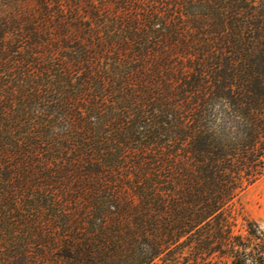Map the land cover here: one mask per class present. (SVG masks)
<instances>
[{"label": "rangeland", "instance_id": "374dc122", "mask_svg": "<svg viewBox=\"0 0 264 264\" xmlns=\"http://www.w3.org/2000/svg\"><path fill=\"white\" fill-rule=\"evenodd\" d=\"M234 28L264 46V0H0V264H228L218 225L264 233V150L210 74Z\"/></svg>", "mask_w": 264, "mask_h": 264}, {"label": "trees", "instance_id": "16d2710c", "mask_svg": "<svg viewBox=\"0 0 264 264\" xmlns=\"http://www.w3.org/2000/svg\"><path fill=\"white\" fill-rule=\"evenodd\" d=\"M232 31V40L227 41L231 45L221 47V50L225 49L229 54L212 53L209 64L212 63L214 67H211L210 74L216 86L227 84L228 80L229 82L235 81L233 86L238 89L235 97L242 104L244 117L252 122L248 139L253 141L257 138L256 142L264 150V46L255 47L241 43L240 31L235 28ZM229 88L231 89V86ZM227 94L231 95V91ZM249 145L245 142L243 149ZM211 153L213 154L212 151ZM215 177L222 178L223 176L208 170V180H214ZM215 206L216 201L214 200L208 203V208ZM218 227L217 232L219 231L222 236L221 241L218 247L212 250L228 255V264H264V233L260 229L250 228L247 231V238L243 240L238 235H232L229 228L226 229L220 225ZM141 264H153V258L149 257L148 260L141 261Z\"/></svg>", "mask_w": 264, "mask_h": 264}]
</instances>
